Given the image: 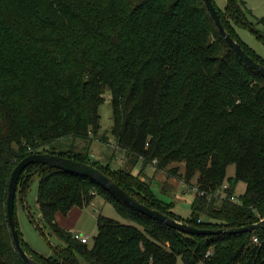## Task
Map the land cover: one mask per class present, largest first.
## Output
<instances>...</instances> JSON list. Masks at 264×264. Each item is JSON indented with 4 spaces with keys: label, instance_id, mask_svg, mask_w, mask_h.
<instances>
[{
    "label": "trees",
    "instance_id": "16d2710c",
    "mask_svg": "<svg viewBox=\"0 0 264 264\" xmlns=\"http://www.w3.org/2000/svg\"><path fill=\"white\" fill-rule=\"evenodd\" d=\"M213 6L227 34L264 67V57L235 29L251 28L264 44V16L258 32L240 0H226L223 10ZM106 92L110 135L125 155L118 169L92 163L86 148L54 147L67 137L106 141L97 134ZM35 154L91 165L140 204L200 230L250 227L264 220V78L224 42L203 0H0V264H27L13 246L6 198L12 170ZM152 162L160 169L183 164L187 186L197 176L188 218L172 213V203L133 175L137 164L144 169ZM229 166L235 171L227 178ZM168 173L176 175L177 168ZM35 175L42 229L61 243L44 257L19 232L20 246L36 264H177V258L182 264H264V225L186 235L88 178L41 164L20 174L14 213L17 197L26 204ZM239 183L245 189L235 197ZM97 196L130 224L98 214L89 247L60 228L55 214L88 207Z\"/></svg>",
    "mask_w": 264,
    "mask_h": 264
},
{
    "label": "rangeland",
    "instance_id": "374dc122",
    "mask_svg": "<svg viewBox=\"0 0 264 264\" xmlns=\"http://www.w3.org/2000/svg\"><path fill=\"white\" fill-rule=\"evenodd\" d=\"M243 2L245 8L249 11L247 14V20L252 25L255 31H262V26L257 25V21L264 16V0H240ZM216 8L223 10L226 4V0H213ZM240 40L247 44L260 58L264 57V44L259 40L251 28L248 27H236L235 28ZM110 93L105 94L104 102L99 106V123L100 129L97 134L106 136V141L92 139L86 142L82 139H73L67 137L54 144L57 149L65 150L72 148L73 150H80V148H86L91 156V162L97 163L100 166H109L110 169H118L123 167L125 162V155L116 147L113 138L110 135V129L112 123V108L110 102ZM97 135V136H98ZM177 168L176 175H170L168 169ZM235 171V166H229L226 171V177H232ZM185 174V168L183 164L172 163L166 169L156 168V162H152L144 169L139 163L133 170V175L138 176L139 179L149 185L156 198H160L167 203H172V213L177 214L180 218L186 219L189 217L191 203L194 199L196 190L192 187L196 186V177L190 179L188 186L183 182V175ZM40 177L35 175L32 178L30 184V190L25 198L26 204L20 202L18 197L16 199L14 217L17 224V230L20 232L23 241L34 251L38 252L44 257H51L54 254V247L61 246V243L56 237L50 235L48 231L42 229L41 216L36 201L38 182ZM226 183L223 188L226 187ZM245 185L239 183L235 190V197L244 192ZM215 197L223 198V191L220 189ZM95 202H92L88 207L84 208L85 215L80 222L76 223L73 231L78 234H84L88 237L87 246L91 247L93 238L97 234L96 221L98 214L103 215L111 220H115L118 223L128 225L129 221L123 219L114 209V206L105 203L100 197L94 198ZM27 207L25 209L24 207ZM31 215L36 226L44 231V236H41L39 232H36L34 225L31 223L30 218L27 215ZM177 264H182L181 259L177 258ZM82 264H86L82 261Z\"/></svg>",
    "mask_w": 264,
    "mask_h": 264
},
{
    "label": "water",
    "instance_id": "95a60500",
    "mask_svg": "<svg viewBox=\"0 0 264 264\" xmlns=\"http://www.w3.org/2000/svg\"><path fill=\"white\" fill-rule=\"evenodd\" d=\"M205 8L210 14L211 19L213 20L220 36L223 38L224 42L233 50L235 55L241 59L245 65L250 69L255 71L257 74L264 78V67L258 65L254 62L253 59L247 56L246 53L236 44L233 39L227 34V32L222 28L220 23L219 15L215 7L213 6L212 0H203ZM41 164L45 165L48 168H55L64 172H70L78 175L79 177L88 178L95 183L102 185L106 188L111 194H114L118 199H120L125 205H129L139 214H144L148 218L160 222L171 229H176L186 235H196V236H217L220 234H235L250 232L254 229H258L264 225V220L260 221L258 224L250 225V227L236 228L234 229H220V230H211L204 229L200 230L191 225L186 224L185 222L173 220L167 215L149 209L144 204H140L136 199L132 198L128 193H125L117 184L111 181L107 176H105L99 169H95L91 165L84 163H78L75 160L63 158L59 155L54 154H35L29 155L28 157L22 159L20 163L12 170L9 182H8V193L6 198V217L8 220L9 230L11 232L13 246L20 257L21 260L27 264H36L33 262L23 248L20 246V237L19 232H17V224L14 217V198L16 195L17 182L20 177V174L23 172V169L30 165Z\"/></svg>",
    "mask_w": 264,
    "mask_h": 264
},
{
    "label": "crops",
    "instance_id": "0c3cea01",
    "mask_svg": "<svg viewBox=\"0 0 264 264\" xmlns=\"http://www.w3.org/2000/svg\"><path fill=\"white\" fill-rule=\"evenodd\" d=\"M93 202H95V199H93ZM84 216H86L84 208L82 209L73 208L65 216H62L59 213L55 214V220L60 228H62L65 231L74 233L75 231H73V229L76 223L80 222V220Z\"/></svg>",
    "mask_w": 264,
    "mask_h": 264
},
{
    "label": "built area",
    "instance_id": "2783aa9c",
    "mask_svg": "<svg viewBox=\"0 0 264 264\" xmlns=\"http://www.w3.org/2000/svg\"><path fill=\"white\" fill-rule=\"evenodd\" d=\"M225 188V187H224ZM200 196L202 193L199 194ZM231 201H234V197L231 198ZM72 237L75 241L79 242L80 244H85L88 241V237L82 234H78L76 232L72 233ZM253 241L257 242L256 239H253ZM208 254V253H207Z\"/></svg>",
    "mask_w": 264,
    "mask_h": 264
}]
</instances>
